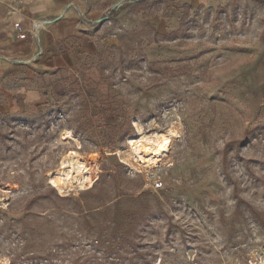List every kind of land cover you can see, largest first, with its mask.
<instances>
[{
  "label": "rangeland",
  "instance_id": "374dc122",
  "mask_svg": "<svg viewBox=\"0 0 264 264\" xmlns=\"http://www.w3.org/2000/svg\"><path fill=\"white\" fill-rule=\"evenodd\" d=\"M177 2L135 4L0 116V264H264V0ZM140 124L179 133L155 167L131 159ZM72 149L94 185L61 191Z\"/></svg>",
  "mask_w": 264,
  "mask_h": 264
},
{
  "label": "crops",
  "instance_id": "0c3cea01",
  "mask_svg": "<svg viewBox=\"0 0 264 264\" xmlns=\"http://www.w3.org/2000/svg\"><path fill=\"white\" fill-rule=\"evenodd\" d=\"M145 0H0V116L40 98L35 75L73 68L98 54L117 30L111 24ZM162 1V0H152ZM222 0H178L191 8ZM150 23L166 26L160 15Z\"/></svg>",
  "mask_w": 264,
  "mask_h": 264
},
{
  "label": "bare ground",
  "instance_id": "6f19581e",
  "mask_svg": "<svg viewBox=\"0 0 264 264\" xmlns=\"http://www.w3.org/2000/svg\"><path fill=\"white\" fill-rule=\"evenodd\" d=\"M66 133L72 135L70 129H67ZM178 135L176 129L157 131L142 124L138 125V134L130 137L129 140L131 159L137 166L155 167L169 151L173 139ZM89 158L78 150H70L62 157L59 169L51 173V182L61 191L75 182H78L82 188L93 186L94 168L89 166L91 164Z\"/></svg>",
  "mask_w": 264,
  "mask_h": 264
},
{
  "label": "trees",
  "instance_id": "16d2710c",
  "mask_svg": "<svg viewBox=\"0 0 264 264\" xmlns=\"http://www.w3.org/2000/svg\"><path fill=\"white\" fill-rule=\"evenodd\" d=\"M131 135H132V130L129 129L128 131H126V132L123 134V136H121L120 140L122 141V140H124L125 138H127V137H129V136H131ZM91 187H92V186H91ZM89 188H90V187H89ZM148 191H149V190H145V191L141 192V194H140L139 196H143V195H145L146 193H148ZM122 194H123V195H134L135 193H134V192H123Z\"/></svg>",
  "mask_w": 264,
  "mask_h": 264
}]
</instances>
